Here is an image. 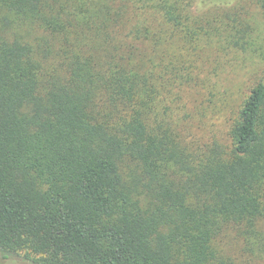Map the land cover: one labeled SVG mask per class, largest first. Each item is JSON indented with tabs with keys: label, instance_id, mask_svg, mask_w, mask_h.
<instances>
[{
	"label": "trees",
	"instance_id": "trees-1",
	"mask_svg": "<svg viewBox=\"0 0 264 264\" xmlns=\"http://www.w3.org/2000/svg\"><path fill=\"white\" fill-rule=\"evenodd\" d=\"M195 2L0 0L3 258L264 264V82L196 101L254 28ZM182 92L224 128L196 135Z\"/></svg>",
	"mask_w": 264,
	"mask_h": 264
},
{
	"label": "rangeland",
	"instance_id": "rangeland-1",
	"mask_svg": "<svg viewBox=\"0 0 264 264\" xmlns=\"http://www.w3.org/2000/svg\"><path fill=\"white\" fill-rule=\"evenodd\" d=\"M195 5L202 11L212 14L235 13L249 21L254 28L253 38L256 40V50L229 53L213 63L209 68L211 79L206 85L207 94L201 93L202 96L196 97L197 102L214 110L217 107L215 104H223V99L227 103L225 107L228 111L237 112L251 87L258 81L264 82V15L258 0H196ZM180 96L178 103L183 107L181 108L183 111L191 114L190 120L192 125H195L193 131L196 135L204 139L224 128L226 119L216 111L213 113L208 109L204 111L199 106L194 107L192 97L187 92H182ZM228 232L225 244L229 253L237 257L238 243L232 238L233 231ZM0 264H30V262L15 256L3 258L0 253Z\"/></svg>",
	"mask_w": 264,
	"mask_h": 264
}]
</instances>
